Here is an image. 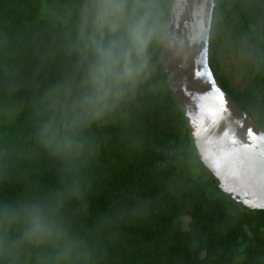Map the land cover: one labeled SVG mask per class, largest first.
<instances>
[{
  "label": "trees",
  "instance_id": "16d2710c",
  "mask_svg": "<svg viewBox=\"0 0 264 264\" xmlns=\"http://www.w3.org/2000/svg\"><path fill=\"white\" fill-rule=\"evenodd\" d=\"M157 38L141 79L54 154L41 128L66 119L53 96L79 94L91 0H0V264H264V210L217 186L170 97L162 43L173 0H148ZM208 62L264 132V0H214ZM218 43L245 62L238 88ZM36 207L48 231L28 236Z\"/></svg>",
  "mask_w": 264,
  "mask_h": 264
},
{
  "label": "water",
  "instance_id": "95a60500",
  "mask_svg": "<svg viewBox=\"0 0 264 264\" xmlns=\"http://www.w3.org/2000/svg\"><path fill=\"white\" fill-rule=\"evenodd\" d=\"M214 0H173L162 43L170 97L195 154L226 195L264 210V132L228 97L208 62Z\"/></svg>",
  "mask_w": 264,
  "mask_h": 264
},
{
  "label": "clouds",
  "instance_id": "9594fccd",
  "mask_svg": "<svg viewBox=\"0 0 264 264\" xmlns=\"http://www.w3.org/2000/svg\"><path fill=\"white\" fill-rule=\"evenodd\" d=\"M81 41L86 74L79 94L70 87L53 96V105L66 110V119L41 128L46 147L54 154L71 147L69 131L77 122L98 118L114 98L134 86L147 69L148 49L157 38V20L148 0H91ZM29 237L41 238L48 225L36 207L27 210Z\"/></svg>",
  "mask_w": 264,
  "mask_h": 264
},
{
  "label": "rangeland",
  "instance_id": "374dc122",
  "mask_svg": "<svg viewBox=\"0 0 264 264\" xmlns=\"http://www.w3.org/2000/svg\"><path fill=\"white\" fill-rule=\"evenodd\" d=\"M219 46V65L221 66L226 78L236 87L241 88L248 83V71L246 63L239 61L235 53L225 44L218 43Z\"/></svg>",
  "mask_w": 264,
  "mask_h": 264
}]
</instances>
